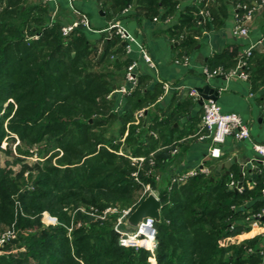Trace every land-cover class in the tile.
I'll return each mask as SVG.
<instances>
[{
  "label": "trees",
  "instance_id": "1",
  "mask_svg": "<svg viewBox=\"0 0 264 264\" xmlns=\"http://www.w3.org/2000/svg\"><path fill=\"white\" fill-rule=\"evenodd\" d=\"M251 1L235 0L234 5ZM132 2L115 0L114 5L121 11ZM143 2L146 13L163 8V18L178 4ZM218 12L225 18L227 5L221 4ZM177 16L172 35L188 53L195 43L192 31L200 33L197 18L189 8ZM62 26L47 20L40 3L0 0V153L26 166V159L37 158L27 166V176L0 166V234L9 226L16 230V237L0 247V264H264V234L243 235L251 229L245 218L264 208V173L253 172L239 182L236 174L211 179L199 173L185 183L159 188L156 176L169 149L155 152L157 140L149 127L132 123L142 105L138 82L121 113L105 114L113 106L107 95L116 85L108 67L122 65L109 58L110 49H120L117 38L104 40L98 54L81 26L66 36ZM248 68L252 88L264 85V54L253 52ZM128 123L124 148L130 156L144 157L137 173L141 183L131 175L136 166L130 158L116 153ZM12 135L19 142L2 147L5 138L14 141ZM230 180L241 191L231 189ZM146 184L157 190L160 201L153 251L118 244V214L94 219L72 213L80 206L132 211ZM43 212L54 220H42Z\"/></svg>",
  "mask_w": 264,
  "mask_h": 264
},
{
  "label": "crops",
  "instance_id": "2",
  "mask_svg": "<svg viewBox=\"0 0 264 264\" xmlns=\"http://www.w3.org/2000/svg\"><path fill=\"white\" fill-rule=\"evenodd\" d=\"M29 1L46 7V18L49 22L58 20L65 25L85 15L89 21V27L81 26L82 31L97 46L98 54L102 51L104 40L117 38L120 49L118 51L110 49L112 54L109 58H114L122 65L120 69L108 67L109 70H113L116 85H113L111 92L107 95L116 113L123 111L127 100V95L122 96L116 92V89L125 84L124 72L127 65L135 62L142 105L135 110L132 123L138 125L142 122L145 125L144 128L149 127L150 133L157 140L155 152L169 149V158L163 163L162 171L156 176L160 186L166 184L169 186L174 174L199 167L201 164L208 167L209 172L205 174L207 176L211 175L214 178L229 175L232 177L236 174L238 182L244 177L251 176L253 172L260 173L261 164L254 160L253 144L264 143V85L252 88L249 81V68L246 80L226 79L222 74L206 78L202 68L204 66L211 69L217 66L225 68L224 65H226L225 69L232 68L239 54L251 44H256L253 52L264 54V4L257 6L253 20L249 24L248 36L238 37L232 33L235 23V0H205L211 15V19L208 20L209 28H200L198 25L199 35H194L195 32L192 31L195 43L186 53L185 48L180 45V38L172 35L171 27L179 24L178 11L184 12L186 8L193 13L196 11L197 6L193 4L194 0H178L176 11L170 15L172 19L168 25L163 22L164 9L158 8L157 14L146 13L147 8L143 0H133L121 11L114 5L115 0ZM257 3V0H252L250 4L257 5ZM221 4L227 5L225 18H221L218 12ZM126 8L127 11H124ZM154 17H157V20H154ZM221 19L222 25L219 24ZM115 21L122 24L135 38L136 43L141 45L150 56L153 65L143 59L138 45L132 43L130 50L127 51L125 44L114 30L107 29L108 25ZM185 31L186 29H183V33ZM183 57L188 58L187 62H184ZM205 85L217 91L216 101L224 111L235 112L242 117L250 133L249 139L244 140L228 136L220 145L221 154L218 158L209 156L210 140L201 138L202 134L198 133L202 104L199 103L197 88ZM192 90L196 91V96L190 94ZM154 97L156 99L152 101ZM140 109H144V113L136 123L135 114ZM128 126L129 123L126 124L125 132L118 140L120 147L116 153L129 158L134 156L128 155V151L124 148ZM137 130L140 131L143 128L139 127ZM153 153L150 152L149 155L152 156ZM229 160L234 162L228 164ZM253 183L255 182L251 181V185H254ZM150 190L158 198L156 190L151 187ZM263 191L264 189L261 199L264 201ZM141 195L142 192L140 197ZM246 222L251 228L249 233L245 234L246 237L264 234V224L260 221L258 224L255 223L256 221L246 220ZM262 222L264 223V220Z\"/></svg>",
  "mask_w": 264,
  "mask_h": 264
},
{
  "label": "built area",
  "instance_id": "3",
  "mask_svg": "<svg viewBox=\"0 0 264 264\" xmlns=\"http://www.w3.org/2000/svg\"><path fill=\"white\" fill-rule=\"evenodd\" d=\"M45 2H54L56 0H44ZM194 5L197 6L194 15L197 18V24L202 26L208 20L211 19L210 12L206 7L205 0H194ZM264 4V0H259L257 5H251L246 2H238L235 4V13L234 19L235 23L232 27V33L238 37H247L249 33V24L252 22L255 10L257 6H261ZM127 11V8L124 10ZM172 16L168 15L163 18V22L165 24H169L171 22ZM154 20H157V17H154ZM82 26L85 28L89 27V21L85 15H82L81 18L77 21L65 24L61 27V33L63 36L68 35L72 30L76 27ZM107 29L114 30L116 35L123 41L125 44V48L127 51L130 50L131 44H136L135 38L127 31V29L120 24L118 21L112 22L108 25ZM181 36V35H180ZM256 44H251L247 46L237 57L236 63L232 68L225 69L221 66H217L215 68H209L204 66L202 68V73L206 78H211L215 75L222 74L226 79L237 78L240 80H246L248 78V60L251 57L253 50ZM140 48L141 55L143 59L150 65H153L150 56L147 52L138 45ZM184 62H187L188 58L183 57ZM125 84L119 86L116 89V92L120 93L122 96L129 95L137 86L138 82V74L136 73L135 62H131L127 65L124 72ZM191 95L196 96V91L192 90ZM144 109H140L135 114L136 123H138L139 119L143 116ZM198 133H201V138H208L210 140L209 147V156L218 158L220 156V145L228 136H232L238 140L249 139L250 133L249 129L242 119V117L235 112H226L222 109L221 105L217 101L213 100H203L202 103V115L200 126L198 129ZM253 149L255 152L254 160L261 164L260 172L264 173V143H254ZM176 151V150H174ZM131 163L136 166V170L131 173L134 179L141 183L138 179V170L140 169L141 163L144 160V157H129ZM152 163V161H151ZM209 169L204 164H201L199 167L196 166L194 168L187 169L185 171L174 174L169 182V187L173 184H182L185 183L189 178L202 173L208 174ZM254 184V183H253ZM229 187L236 191H241L242 187L239 183L234 180L229 181ZM143 192L141 198L145 197L148 192L153 193L150 190L149 185H143ZM264 193V191H263ZM154 194V193H153ZM155 195V194H154ZM80 208V207H79ZM113 207H107L103 211L98 212L93 207H90L89 210L85 211V208H80L79 211L90 214L95 218L104 219L109 212L114 211ZM121 217H126L131 212V208L121 210ZM264 217V208L261 209L260 212L255 215H250L246 218L247 221L255 223H259L258 218ZM155 220L150 217L143 218L139 224L130 230V232H120L119 236V244L123 246H132L135 249L140 247L145 248H153L156 244L155 236H156V228H155ZM118 224V223H117ZM80 225V223L78 224ZM15 237V232L12 228L7 229L0 236V247ZM260 253L264 256V248L260 250Z\"/></svg>",
  "mask_w": 264,
  "mask_h": 264
},
{
  "label": "rangeland",
  "instance_id": "4",
  "mask_svg": "<svg viewBox=\"0 0 264 264\" xmlns=\"http://www.w3.org/2000/svg\"><path fill=\"white\" fill-rule=\"evenodd\" d=\"M7 104V102L5 103V105ZM111 111H113V108L112 109H108L106 112H105V114H108L109 112H111ZM111 122V121H110ZM117 125V124H116ZM116 127V126H115ZM106 129V127H103V130H105ZM114 129H116V128H114ZM110 131V130H109ZM108 133H106V135H107ZM13 137H15L14 138V141L13 140H6V138L3 140V142H2V147H8V143L9 144H12V148L19 142V140H18V138H17V136L16 135H12ZM62 153L60 152V154H59V156L61 155ZM37 158L35 157V155L33 156V157H31V158H29V159H26L27 160V164L30 166V163L31 162H33V160H36ZM53 160H55V158L53 159ZM27 165V166H28ZM0 166L1 167H7V168H10L11 170H12V172H18V171H23L24 172V176H27V166H26V164L24 163V162H21V161H14L13 160V158H12V156L11 155H8V154H6V153H3V152H1L0 153ZM159 188H162V186H159ZM154 191V190H153ZM157 191V190H156ZM155 191V193H157ZM141 192H143V190H141L140 191V193ZM149 193V192H148ZM85 208V211L86 210H89V208H87V207H84V206H80V208ZM115 210L114 211H112V212H109L108 214H111V213H113V214H118V216H117V218H116V223L114 224V228L118 231V233H119V235H118V244H119V236H120V232H130V230H131V228H127V226H126V218H127V216L126 217H121V211L120 210H118V208L116 207V206H112ZM80 208L78 207V208H75L73 211H72V213L74 214L76 211H79L80 210ZM104 210V209H103ZM102 210V211H103ZM87 212V211H86ZM83 213V212H82ZM88 215H90V214H88ZM90 216H92V215H90ZM46 217L48 218V219H46ZM93 217V216H92ZM94 219H97V218H95V217H93ZM42 220H44V221H51V220H54L53 218H51L50 216H49V214L47 213V212H43V215H42ZM118 223V224H117ZM79 223H77V225H78ZM121 225H123L124 226V228L122 229L120 226ZM9 228H12L13 230H14V232H15V237H16V230H15V228L14 227H6L5 229H4V231H6L7 229H9ZM3 231V232H4ZM3 232L0 234V236L3 234ZM245 235V234H244ZM247 235H245V237L244 238H248V237H246ZM14 237V238H15ZM14 238H12V239H14ZM12 239H10V240H12ZM10 240H7V241H10ZM120 245V244H119ZM156 245V244H155ZM121 246H123V245H121ZM124 247H132V246H124ZM155 247V246H154ZM154 247L153 248H145V247H140V248H144V249H146V250H149V251H153L154 250ZM132 248H134V247H132ZM153 262V261H152ZM154 263V262H153Z\"/></svg>",
  "mask_w": 264,
  "mask_h": 264
},
{
  "label": "water",
  "instance_id": "5",
  "mask_svg": "<svg viewBox=\"0 0 264 264\" xmlns=\"http://www.w3.org/2000/svg\"><path fill=\"white\" fill-rule=\"evenodd\" d=\"M199 95V103H203V100H217V91H214L209 85H205L201 88H197ZM234 160H229L228 164L233 163ZM218 171V170H217ZM216 171V174H217ZM227 173V172H226ZM211 179H213L211 177ZM236 191V190H235ZM160 201L153 193H148L129 213L126 218L127 228H135L143 218L150 217L155 221L160 219ZM264 220V217L261 218Z\"/></svg>",
  "mask_w": 264,
  "mask_h": 264
}]
</instances>
